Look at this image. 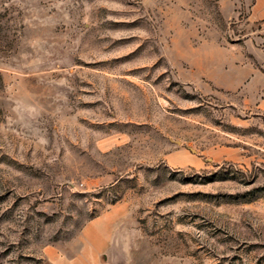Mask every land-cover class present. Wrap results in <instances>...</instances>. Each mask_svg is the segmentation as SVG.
<instances>
[{"label":"rangeland","instance_id":"374dc122","mask_svg":"<svg viewBox=\"0 0 264 264\" xmlns=\"http://www.w3.org/2000/svg\"><path fill=\"white\" fill-rule=\"evenodd\" d=\"M249 1L0 0V264H264V114L180 75Z\"/></svg>","mask_w":264,"mask_h":264},{"label":"crops","instance_id":"0c3cea01","mask_svg":"<svg viewBox=\"0 0 264 264\" xmlns=\"http://www.w3.org/2000/svg\"><path fill=\"white\" fill-rule=\"evenodd\" d=\"M242 26V40L221 44L214 37L201 39L193 53L187 55V66L180 75L203 93L220 91L242 96L244 102L264 114V0L249 1ZM80 239L83 246L75 258L57 256L54 249L48 248L50 262L85 264V259L99 262L107 247L108 227L87 224Z\"/></svg>","mask_w":264,"mask_h":264}]
</instances>
